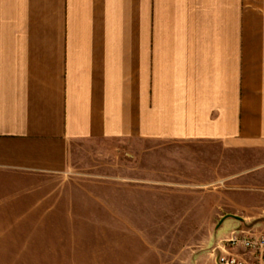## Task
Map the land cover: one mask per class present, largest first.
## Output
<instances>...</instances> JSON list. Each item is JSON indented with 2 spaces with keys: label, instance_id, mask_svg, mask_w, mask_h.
<instances>
[{
  "label": "crops",
  "instance_id": "obj_1",
  "mask_svg": "<svg viewBox=\"0 0 264 264\" xmlns=\"http://www.w3.org/2000/svg\"><path fill=\"white\" fill-rule=\"evenodd\" d=\"M235 226L264 234V0H0V264L168 262L82 231L218 264Z\"/></svg>",
  "mask_w": 264,
  "mask_h": 264
},
{
  "label": "rangeland",
  "instance_id": "obj_2",
  "mask_svg": "<svg viewBox=\"0 0 264 264\" xmlns=\"http://www.w3.org/2000/svg\"><path fill=\"white\" fill-rule=\"evenodd\" d=\"M244 229V227L235 226L233 228H227L223 236L229 235L234 230ZM67 242L70 243H81V244H95V245H109L115 241L120 242H138V237L142 236L146 240L154 243H159L160 248L152 249V254H160L164 256L167 263L161 264H182L178 262H171V260L177 261V255L180 254L179 242L176 240L178 233H110V232H94V231H82V232H71L65 233ZM217 242V241H216ZM215 242V244H216ZM213 245V247L215 246ZM213 247L209 251L208 249H203L202 254L210 257L213 252ZM212 252V253H211ZM97 254V253H95ZM102 254H110L109 250L104 251ZM188 255H191L190 253ZM212 257V256H211ZM84 264H112V263H84ZM121 264V263H119ZM125 264V263H124ZM129 264H142V263H129ZM155 264V263H151ZM219 264V263H218Z\"/></svg>",
  "mask_w": 264,
  "mask_h": 264
},
{
  "label": "built area",
  "instance_id": "obj_3",
  "mask_svg": "<svg viewBox=\"0 0 264 264\" xmlns=\"http://www.w3.org/2000/svg\"><path fill=\"white\" fill-rule=\"evenodd\" d=\"M212 252L219 264H264V234L234 230L219 239Z\"/></svg>",
  "mask_w": 264,
  "mask_h": 264
}]
</instances>
